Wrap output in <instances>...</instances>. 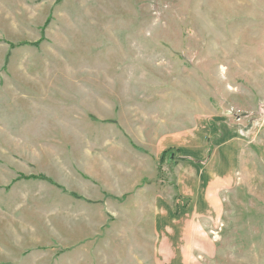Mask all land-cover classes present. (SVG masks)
I'll return each instance as SVG.
<instances>
[{
  "label": "rangeland",
  "instance_id": "1",
  "mask_svg": "<svg viewBox=\"0 0 264 264\" xmlns=\"http://www.w3.org/2000/svg\"><path fill=\"white\" fill-rule=\"evenodd\" d=\"M260 3L0 0V206L6 210L0 220L23 247L16 258L25 261L16 264H167L166 254L150 248L73 246L78 226L60 202L83 198L72 188L79 179L91 181L81 167L110 141L143 144L135 147L147 155L153 136L183 146L205 129L209 160L217 150L221 158L232 138L213 129H233L241 134L246 167L252 147L264 179ZM183 155L163 151L156 168L155 181L165 195L174 189L176 202ZM207 232L215 242L214 231ZM220 246L198 264H226L232 249ZM176 256L182 264V254Z\"/></svg>",
  "mask_w": 264,
  "mask_h": 264
},
{
  "label": "crops",
  "instance_id": "2",
  "mask_svg": "<svg viewBox=\"0 0 264 264\" xmlns=\"http://www.w3.org/2000/svg\"><path fill=\"white\" fill-rule=\"evenodd\" d=\"M260 7L264 19V0ZM259 64L264 72V63ZM220 69L227 70V67ZM196 132L199 139L194 143L190 139L183 146L171 141L162 143L161 137L153 136L150 142L155 145L148 146L151 150L147 155L135 147L143 144L128 147L111 141L89 153L81 170L91 181L79 179L76 187H72L83 198L60 202V210L68 208L75 217L72 227L78 226L77 244L73 246L150 248L159 256L166 254L167 264H180L177 253L183 256L182 264H198L213 256V249L225 244L232 249L225 254L233 258L228 260L231 264H264V210L259 205L264 204V179L257 174L258 164L263 165V162L255 159L256 152L250 147L247 168L241 152V134L233 129H228L227 133L222 128L212 132L224 138L232 135L223 145L227 147L224 157L219 158L217 150L207 160L204 155H207L205 137L208 132L205 129ZM193 146L199 149L192 150ZM173 148L184 153L177 169L180 191L177 202L174 189L172 195H165L166 189L155 181L162 152ZM198 155L200 160L195 159ZM250 167L256 170L253 176L249 173ZM84 198L97 204L88 203ZM4 214L6 210L0 206V216L3 218ZM8 216L16 219L13 214ZM113 217L117 224L114 227L110 224ZM20 224H24L22 219ZM208 230L214 231L215 242L205 237ZM11 233L10 224L0 220V264L25 261L16 258L23 247L12 241ZM179 248H182L180 252ZM209 262L213 264L212 259Z\"/></svg>",
  "mask_w": 264,
  "mask_h": 264
},
{
  "label": "trees",
  "instance_id": "3",
  "mask_svg": "<svg viewBox=\"0 0 264 264\" xmlns=\"http://www.w3.org/2000/svg\"><path fill=\"white\" fill-rule=\"evenodd\" d=\"M171 157H172V155H171Z\"/></svg>",
  "mask_w": 264,
  "mask_h": 264
}]
</instances>
